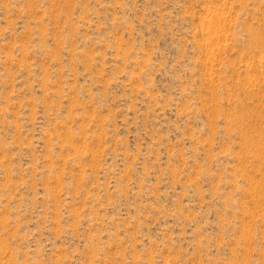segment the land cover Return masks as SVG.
I'll return each mask as SVG.
<instances>
[{
  "label": "rangeland",
  "instance_id": "rangeland-1",
  "mask_svg": "<svg viewBox=\"0 0 264 264\" xmlns=\"http://www.w3.org/2000/svg\"><path fill=\"white\" fill-rule=\"evenodd\" d=\"M0 264H264V0H0Z\"/></svg>",
  "mask_w": 264,
  "mask_h": 264
}]
</instances>
